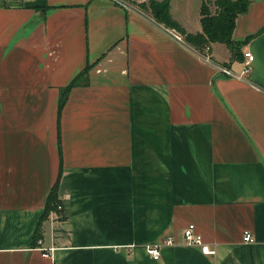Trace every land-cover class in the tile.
<instances>
[{
  "label": "crops",
  "instance_id": "crops-1",
  "mask_svg": "<svg viewBox=\"0 0 264 264\" xmlns=\"http://www.w3.org/2000/svg\"><path fill=\"white\" fill-rule=\"evenodd\" d=\"M169 2L202 29V0ZM248 7L240 55L214 41L207 61L138 6L0 0V264H264V0ZM190 221L214 252L184 242Z\"/></svg>",
  "mask_w": 264,
  "mask_h": 264
},
{
  "label": "trees",
  "instance_id": "trees-1",
  "mask_svg": "<svg viewBox=\"0 0 264 264\" xmlns=\"http://www.w3.org/2000/svg\"><path fill=\"white\" fill-rule=\"evenodd\" d=\"M170 0H146V1H132L134 4L144 12L150 13L155 19L165 26H170L177 29L184 37V40L196 51L204 52L206 47L210 51L211 44L214 41H220L227 45L230 53L233 56L240 55V47L242 41H237L233 38L232 33L235 27V19L238 14L248 10L250 0H202L201 3V24L202 29L196 32H189L181 25L171 14L169 10ZM89 65L79 70L77 75L72 78L61 88V93L58 98V114L62 108L70 87L79 84L80 82L87 83V70ZM83 80V81H81ZM62 165H60L56 181L53 183L45 205L42 209V214L36 224L33 239L37 240L42 234L41 222L45 219L51 210L62 211V201L59 199L57 192L60 184V174Z\"/></svg>",
  "mask_w": 264,
  "mask_h": 264
},
{
  "label": "built area",
  "instance_id": "built-area-1",
  "mask_svg": "<svg viewBox=\"0 0 264 264\" xmlns=\"http://www.w3.org/2000/svg\"><path fill=\"white\" fill-rule=\"evenodd\" d=\"M114 2L116 4H118L119 6L125 8V9H129V8H133L134 5L132 2H130L129 0H114ZM169 27V31L171 32V35L180 41H184V37L183 35L175 28L173 27ZM244 53V60H243V70L241 74H245L247 73L251 68V61L254 58V54L252 52H250L249 50H245L243 51ZM201 54H203V57L207 60V61H211V54L209 53L208 47H206L205 51L202 52ZM218 69H220L221 72H224L226 74H233V71L231 68H228L226 65H218ZM243 239L244 241L247 242H251L254 239L253 234L249 231V230H244L243 231ZM182 236L184 238V242L188 243V244H199L201 245V249L205 252L209 251V252H214L215 250L210 247L207 243H204L203 240V236L201 235V233L196 229V224L192 221H190V223H188L182 231ZM38 242H40V239H38ZM175 238L171 235L168 234L165 236V239L163 240V243L165 244H174ZM162 243V242H161ZM161 243H146L145 246V250L147 253H149V255L154 258V259H159L161 257ZM51 248H46L42 254L46 255L49 253V250Z\"/></svg>",
  "mask_w": 264,
  "mask_h": 264
},
{
  "label": "rangeland",
  "instance_id": "rangeland-1",
  "mask_svg": "<svg viewBox=\"0 0 264 264\" xmlns=\"http://www.w3.org/2000/svg\"><path fill=\"white\" fill-rule=\"evenodd\" d=\"M130 2H132L133 0H129ZM136 2H138V1H136ZM133 3V2H132ZM134 4V3H133ZM134 5H136L137 6V4H134Z\"/></svg>",
  "mask_w": 264,
  "mask_h": 264
}]
</instances>
